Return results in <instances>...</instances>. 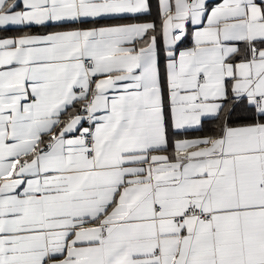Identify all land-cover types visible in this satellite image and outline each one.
Segmentation results:
<instances>
[{
  "label": "snow or ice",
  "instance_id": "6c2138e0",
  "mask_svg": "<svg viewBox=\"0 0 264 264\" xmlns=\"http://www.w3.org/2000/svg\"><path fill=\"white\" fill-rule=\"evenodd\" d=\"M0 264H264V0H0Z\"/></svg>",
  "mask_w": 264,
  "mask_h": 264
},
{
  "label": "crops",
  "instance_id": "0c3cea01",
  "mask_svg": "<svg viewBox=\"0 0 264 264\" xmlns=\"http://www.w3.org/2000/svg\"><path fill=\"white\" fill-rule=\"evenodd\" d=\"M154 2H155V0H154Z\"/></svg>",
  "mask_w": 264,
  "mask_h": 264
}]
</instances>
